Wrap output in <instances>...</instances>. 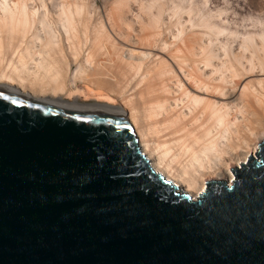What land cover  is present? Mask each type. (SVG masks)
I'll return each instance as SVG.
<instances>
[{
  "label": "water",
  "instance_id": "95a60500",
  "mask_svg": "<svg viewBox=\"0 0 264 264\" xmlns=\"http://www.w3.org/2000/svg\"><path fill=\"white\" fill-rule=\"evenodd\" d=\"M136 144L118 116L0 89V264H264V140L195 199Z\"/></svg>",
  "mask_w": 264,
  "mask_h": 264
},
{
  "label": "bare ground",
  "instance_id": "6f19581e",
  "mask_svg": "<svg viewBox=\"0 0 264 264\" xmlns=\"http://www.w3.org/2000/svg\"><path fill=\"white\" fill-rule=\"evenodd\" d=\"M52 1L0 0L1 90L125 119L151 168L192 199L208 177L230 183L231 168L254 156L264 140L259 48L244 45L247 55L213 51L208 42L215 27L183 25V10L175 5L160 3L153 15L150 4L144 13L140 0H122L95 20L83 0H60L54 16ZM36 2L44 15L32 7ZM168 13L171 19L164 18ZM49 17L61 31L52 30ZM78 85L108 101L67 103L64 97L77 95Z\"/></svg>",
  "mask_w": 264,
  "mask_h": 264
},
{
  "label": "rangeland",
  "instance_id": "374dc122",
  "mask_svg": "<svg viewBox=\"0 0 264 264\" xmlns=\"http://www.w3.org/2000/svg\"><path fill=\"white\" fill-rule=\"evenodd\" d=\"M118 1L122 2V0H83V2L85 3L84 5L85 10L87 11L88 15L95 20L98 19L99 16H103L104 13H106V10L110 9ZM126 1L127 0H123V4L132 3V0H128L127 2ZM140 1L144 5V8L141 9L142 12L144 13H147L145 12L146 9L147 11H149V9L153 7V9L149 11V13L151 12L153 15H157L158 6L160 5V3L161 4L165 3V4H168L170 8L171 6L175 5V8H176L175 10H178L179 8L181 9V11L183 10L182 19H184L183 25L185 26L191 25L192 22L194 21L195 22L204 21L205 24L209 23L208 25H211V28L217 27L216 29L217 30L219 29L217 31L218 36L215 38V36L217 35L216 29L213 28V31H215L213 34H212V29H211L210 36L212 38V41L208 42L210 47L211 48L213 47L212 50L216 51L217 53H222V54L230 53L232 55L238 53L241 55L242 54L247 55L249 50L253 51L256 47L257 49L259 48L257 51L264 53V46L262 50L263 52L261 51L262 44L264 43L263 41L264 40V0H172V2L171 0H162V1L159 0L160 2L157 0L159 3H157L158 5L156 4V6H153L155 5L156 0H153V2L151 0H140ZM59 2L60 0H53L52 3L48 4L50 13L53 16L59 12ZM149 4H150V8H148ZM32 7H34L35 9H38L37 11L38 16L44 15V11H42L43 9L39 2H36ZM188 10L191 11V12L189 11L190 14H187L186 11ZM137 12H141V11L137 9ZM170 14L171 13H168L164 18L169 19L172 15ZM47 21L50 23L52 19H50L49 17V20ZM54 24L53 22L50 23L52 30L61 31L60 26H58L55 22ZM225 31L227 33H225ZM231 34H233L232 38H231L232 36ZM261 34H262V37H261ZM212 35L213 36L215 35V36L213 37ZM251 35L253 37H251ZM248 36H250L249 37L250 39L247 40L249 41V43L246 42V37ZM250 41L251 42L254 41V42L250 43ZM245 42L246 44H244ZM249 44L251 45V47L253 45V48H254L253 50L251 49ZM244 45H246L249 49V50L247 49L248 51H246V53L244 50L246 46ZM221 48L224 51L226 50V52L224 51L222 52ZM232 49H235L234 52H232ZM229 50H231V52ZM71 71H75L74 66H71ZM76 90H79L78 94L75 95L77 96V98H73L75 97L73 95L64 97L67 103L77 102L80 105L91 106L94 104H103L106 101H108L104 95L102 96L101 95L100 96L89 95L84 86L78 85L76 87ZM236 167L237 166H233L232 168H236ZM207 179L211 180L212 178L208 177Z\"/></svg>",
  "mask_w": 264,
  "mask_h": 264
},
{
  "label": "snow or ice",
  "instance_id": "6c2138e0",
  "mask_svg": "<svg viewBox=\"0 0 264 264\" xmlns=\"http://www.w3.org/2000/svg\"><path fill=\"white\" fill-rule=\"evenodd\" d=\"M12 103H13V104H15V103H16V101H15V100H13V101H12ZM77 119H80V118H79V117H77Z\"/></svg>",
  "mask_w": 264,
  "mask_h": 264
}]
</instances>
